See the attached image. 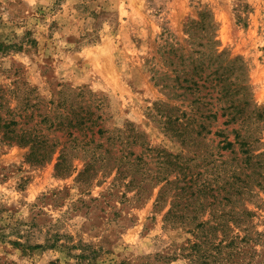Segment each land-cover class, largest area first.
<instances>
[{"label":"rangeland","instance_id":"obj_1","mask_svg":"<svg viewBox=\"0 0 264 264\" xmlns=\"http://www.w3.org/2000/svg\"><path fill=\"white\" fill-rule=\"evenodd\" d=\"M0 264H264V0H0Z\"/></svg>","mask_w":264,"mask_h":264},{"label":"trees","instance_id":"obj_2","mask_svg":"<svg viewBox=\"0 0 264 264\" xmlns=\"http://www.w3.org/2000/svg\"><path fill=\"white\" fill-rule=\"evenodd\" d=\"M209 51L211 54L201 55V59H198L197 64L192 68L193 76L196 79L193 78L189 85H181L179 88L190 90L193 93L198 92V94L200 91H203L202 94L195 95L193 100V103H196V111H207L206 115L200 113V117L208 120L216 119V110H212V107L208 108V105L211 103L210 99L214 98L217 103H223L219 106V110L221 111L220 116H228V120L225 123L239 121L240 128L246 127L244 129L248 131L249 118L259 116V112L255 108L248 109L250 103L246 98L247 85L240 70L242 67L236 59L228 61L226 65H222L220 53L215 54L216 51L214 49H210ZM235 71L236 73L233 75ZM178 78L176 75L175 79L178 80ZM182 81L184 82L185 79H182ZM213 93L214 95L212 96ZM206 98H209L208 101ZM180 118L176 116L173 121H178ZM200 127L201 130H204L203 124ZM178 135L182 136V133H178ZM238 136V133L234 135L235 140ZM238 143L248 150L251 142L242 140ZM225 145L232 146V143L225 141Z\"/></svg>","mask_w":264,"mask_h":264}]
</instances>
